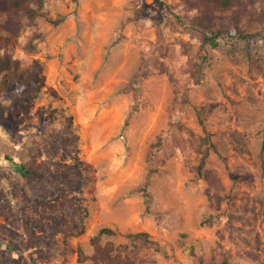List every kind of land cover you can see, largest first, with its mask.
I'll list each match as a JSON object with an SVG mask.
<instances>
[{"label":"rangeland","instance_id":"1","mask_svg":"<svg viewBox=\"0 0 264 264\" xmlns=\"http://www.w3.org/2000/svg\"><path fill=\"white\" fill-rule=\"evenodd\" d=\"M191 1L46 0L13 42L0 13L42 86L0 78V264H93L103 228L149 233L145 264H264V0L205 49Z\"/></svg>","mask_w":264,"mask_h":264},{"label":"trees","instance_id":"2","mask_svg":"<svg viewBox=\"0 0 264 264\" xmlns=\"http://www.w3.org/2000/svg\"><path fill=\"white\" fill-rule=\"evenodd\" d=\"M243 1L192 0L190 2L200 12L191 19L190 28L202 37L204 49L209 44L213 48H217L219 46L218 40L225 32L232 36L239 34V15L244 10ZM45 5L46 0H0V13L7 15V19L1 24V27L11 34L6 41L13 42L16 40L25 28L26 19L36 20L43 14ZM223 19H227V22L222 21ZM203 51L207 52L206 50ZM1 77L2 80L10 81L35 95L42 89L39 82L41 80V70L36 66L32 68L23 66L21 60L13 58L8 53L0 57ZM61 115L69 124L72 123V117L67 116L65 111H62ZM57 121L58 116L53 115L50 123L54 124ZM13 137L17 142L23 140L21 135L14 134ZM20 169L24 176L42 175L40 171L25 165H21ZM204 174L206 176V172ZM61 177L60 173L55 179L59 180ZM80 177L81 175H79ZM114 233L109 228L101 229L99 234L92 238V244L95 247L94 253L86 256L81 250V254L86 259L91 260L93 264H145L147 259L141 257L143 246L146 249L152 248L154 251L161 249L160 244L156 240H152L147 232L131 234L130 237L133 239V243L130 244L116 245L113 241H104V235Z\"/></svg>","mask_w":264,"mask_h":264}]
</instances>
